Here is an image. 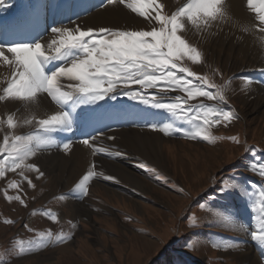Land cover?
<instances>
[{"label": "rangeland", "instance_id": "obj_1", "mask_svg": "<svg viewBox=\"0 0 264 264\" xmlns=\"http://www.w3.org/2000/svg\"><path fill=\"white\" fill-rule=\"evenodd\" d=\"M124 1L130 9L142 5H120ZM198 1L181 0L173 12L157 13L158 21L145 18L142 29L127 26L120 14L110 25L96 21L68 33L90 10L58 31L70 46L54 60L59 71L72 66L59 77L66 84L53 81L47 97L65 105L76 94L82 99L72 112L88 104L96 114L92 139L81 138L88 141L90 162L78 182L70 181L69 164L43 162L49 146L37 139L39 126L26 133L10 124L29 93L16 84L27 78L33 90L35 68L26 65L19 82H1L0 264H264V103L256 108L255 102L264 97V61L240 56L234 39L184 36V11ZM104 2L84 0L78 8L97 3L102 9ZM46 8L44 25L50 26L55 15L51 3ZM4 35L0 31V49L11 56ZM102 38L109 40L91 43ZM73 62L92 81L78 83ZM15 92L17 103L6 114L4 100ZM66 116L78 124L76 116ZM50 133L43 136L47 142L55 137ZM93 134L100 141L108 137L104 144L116 152L99 153Z\"/></svg>", "mask_w": 264, "mask_h": 264}, {"label": "bare ground", "instance_id": "obj_2", "mask_svg": "<svg viewBox=\"0 0 264 264\" xmlns=\"http://www.w3.org/2000/svg\"><path fill=\"white\" fill-rule=\"evenodd\" d=\"M7 1L3 3V0H0V28L4 25V22H8L6 21V19H8L9 17L16 16L14 18H11L10 20L19 17L24 7L22 5H18L14 6L13 9H11L9 7L10 4L7 5ZM51 1L52 4L54 3L53 11L58 15L62 10L67 11L66 8L70 0ZM100 1L102 3L104 2V0ZM180 1L181 0H148L147 7H145V15H147V17L154 16L155 18H153L158 21L157 13L166 11L173 12V10L175 9L174 6L176 7V4ZM106 2H104V4ZM87 4H84V8L82 9L77 8L76 12H74L73 15L71 14L68 19L74 20L76 17L80 16L81 14L83 15L89 12L90 10H93L94 12H92V14L90 13L84 18L80 17L79 19L74 20V23H71V26L69 28H66L69 29L67 30L68 33H70V30H77V28L87 26L88 23L90 26L94 23V25L97 26L98 22L96 21H101V23H107L108 25H110L111 23H114L115 18H117L120 14H124L125 16H127V26L131 28L139 26L141 27V29L145 27V17L131 14L129 12L130 10L128 11L123 8L124 6L122 4V6L120 5L119 0H114L109 3H106L105 7H102V9L99 7V9H97V3L92 6H88ZM162 9L164 11H162ZM7 10H9V12H13L9 13L7 12ZM185 13V18H182L184 19L182 23L183 25L181 24L179 29L183 31L184 36L188 37L189 40L192 39L193 41H196L198 39L200 41L202 38L199 39V36L201 37L204 34L216 36L218 35V37L220 36L224 40L234 39L241 44V49L239 51L240 56L244 57V55L246 54H251L252 58L257 59L259 61H264V0H199L193 9L192 7H188ZM60 20L58 22H60ZM34 24V22L28 23L25 25V29L14 31L15 34L22 35L24 37V40H16L17 38H15V40H11L8 38L9 32H7L5 42L8 43V48L12 47L8 51L11 52L13 55L10 56L9 54H7V52L5 53V49H0V85L3 83L2 85L5 86L10 81V79L14 82H19L18 80H20V71L23 70L26 65L32 67L33 69L35 68L33 72H35L34 77L36 79V85L33 90H31L30 87L27 85L26 82L28 81V79L24 78L22 74L21 76L23 78L20 80L19 83L16 84L17 86L15 88H19V85H21L20 87H23V90H26L29 93L27 98H24L26 99L25 102H27V104H25L24 106V109L18 115H16L17 118L13 117L14 121L11 120L10 124L14 126L21 124L24 129V131L22 132L26 133L33 132L34 130L37 131V126H39L40 130L38 129L39 131L37 132L36 137L38 140L42 139L45 142L44 145L46 144V146H49V150L46 151L45 156L42 158L43 162L53 161V164L57 163L58 166L63 163L64 167L69 164L70 168L73 169L70 181L78 182L82 177L80 173L88 172L90 162V154L88 150L85 149L88 141H81V138H91V136L88 134L93 131H91L90 119L96 114L91 113L92 111L90 110L88 104H83V107H81V111L79 110L80 112L75 111V113H78V115L73 113L72 110H74V108H77L75 107V103L82 99L76 94L75 96L73 94V97L70 98L71 100L66 104L64 103L65 105H61L62 100L60 102L57 100L59 99L57 97V94L55 96L57 97V99L53 98L51 100V97H47L48 93L50 92L49 90L51 88H54L53 81H57V83L60 82L64 85L66 84L64 80H60L59 77H61V79H64L69 74L68 70L72 65L65 66L62 71H59V69L55 70L54 59L57 55H60L62 48L70 46V42L61 43V35H59L58 33V31L64 27L61 24H58V28L55 24V31L48 35V37L41 36H43V33L47 32L49 29L43 27L41 23L37 28H35L34 26L37 25ZM59 25L61 26L59 27ZM33 27L34 32L30 33ZM41 47L45 48L42 54L38 53L37 51ZM92 57L93 59L95 58L94 56ZM83 63L87 64L86 62ZM75 66V78L78 77V83L79 81L83 82L84 84L89 83V79L92 75L90 76V74H88L87 76L85 71L82 72V68H80V62H77ZM55 68H57V66H55ZM32 80H34V78H32ZM90 81L92 80L90 79ZM17 94L18 93L15 92L13 95L4 100V105L2 106V111L4 113L9 114L12 112V108L17 103L15 100ZM255 94L256 87L253 85L248 86V97H252L251 99L254 100ZM54 102H58L60 106L65 107V112L61 110L62 108H59L60 106H56ZM255 102L256 108H259L264 103V97H258ZM3 112L1 113L4 119H6L7 117H5ZM66 114L68 116H76L78 124L76 125L74 121L67 119ZM64 116L66 119L63 118ZM54 126L60 127H58V130H52L55 129ZM66 129L72 131L73 134L71 135L65 133ZM10 130H12V127H10ZM51 131L54 132V135L52 136L55 137H53L49 142H47L48 139L46 140L43 136L47 134L49 135ZM94 135L96 134H93V139L95 138L98 140L96 145H99V153H101L102 155L105 153L111 155L116 152L114 151L115 148H109L108 144H104V142L107 141L108 137H106L105 140L102 138L103 140H101V142L100 139L98 137H94ZM63 136L65 137L61 140V137ZM143 142H147V140L145 139V141ZM151 150L154 154L157 153V150H155L154 146ZM124 155L125 157H128L129 155L131 156L130 153H124ZM62 175H64V173H62Z\"/></svg>", "mask_w": 264, "mask_h": 264}]
</instances>
